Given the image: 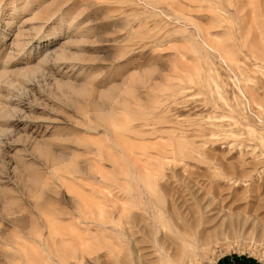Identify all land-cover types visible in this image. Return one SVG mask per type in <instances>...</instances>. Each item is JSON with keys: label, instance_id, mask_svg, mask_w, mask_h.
<instances>
[{"label": "rangeland", "instance_id": "1", "mask_svg": "<svg viewBox=\"0 0 264 264\" xmlns=\"http://www.w3.org/2000/svg\"><path fill=\"white\" fill-rule=\"evenodd\" d=\"M0 264H264V0H0Z\"/></svg>", "mask_w": 264, "mask_h": 264}, {"label": "bare ground", "instance_id": "2", "mask_svg": "<svg viewBox=\"0 0 264 264\" xmlns=\"http://www.w3.org/2000/svg\"><path fill=\"white\" fill-rule=\"evenodd\" d=\"M261 119H259V121H260ZM257 145V144H256ZM134 165V164H133ZM98 217H100V216H98ZM156 242H157V240H156ZM158 245H159V242H158ZM201 246H203V244H202V240L201 239H194V241L191 243V244H188V245H186L185 246V248H184V250H183V252H188V257L187 258H197L196 256H197V249L198 248H200ZM158 248H160V247H158ZM199 251V250H198ZM160 252H163V250H161V248H160ZM57 257V256H56ZM136 258V257H135ZM132 260H135V259H132ZM165 261V260H164Z\"/></svg>", "mask_w": 264, "mask_h": 264}]
</instances>
